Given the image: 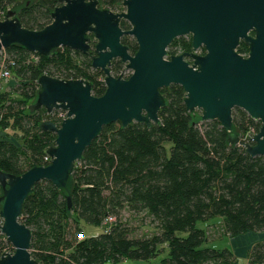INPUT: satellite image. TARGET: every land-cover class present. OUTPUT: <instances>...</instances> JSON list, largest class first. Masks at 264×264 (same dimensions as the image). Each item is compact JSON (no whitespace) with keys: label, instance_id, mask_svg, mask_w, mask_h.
<instances>
[{"label":"trees","instance_id":"obj_1","mask_svg":"<svg viewBox=\"0 0 264 264\" xmlns=\"http://www.w3.org/2000/svg\"><path fill=\"white\" fill-rule=\"evenodd\" d=\"M17 1L0 0V12ZM121 2L99 0L100 7L113 11ZM57 4V0L25 2L16 15L22 26L41 29L51 21L50 12ZM120 26L127 29L124 20ZM120 41L131 54L136 51L130 35H122ZM190 46V40L176 37L167 54L183 53ZM236 50L240 54L248 51L243 43ZM2 53L16 85L0 88V131L4 133L0 136V170L17 175L34 165L48 164L44 149L55 138L39 128L43 110H29L38 89L37 77L45 73L83 78L91 83L94 96L102 95L105 85L102 71L91 66L93 48L82 53L64 46L44 56L12 44ZM123 68L120 59H113L109 67L113 76H119ZM160 92L165 105L158 124L105 125L75 162L66 190L47 180L35 183L23 202L20 221L31 231L29 250L38 264H119L155 258L159 264H237L230 248L205 245V226L219 220L230 237L264 232V157L250 156L244 147L229 144L228 132L217 120L201 121L200 114L187 111L180 85L170 84ZM59 112L50 114L53 122L61 120ZM232 123L240 137L257 132L260 126L237 107ZM66 193L71 197L70 209ZM125 209L150 216L158 231L129 236L125 224L117 219ZM108 215L114 221L106 232L86 233L85 227L101 228ZM198 221L204 227H197ZM79 231L82 239L77 238ZM3 238L0 235V254L7 242ZM246 257L248 264L264 263V241L253 244Z\"/></svg>","mask_w":264,"mask_h":264},{"label":"water","instance_id":"obj_2","mask_svg":"<svg viewBox=\"0 0 264 264\" xmlns=\"http://www.w3.org/2000/svg\"><path fill=\"white\" fill-rule=\"evenodd\" d=\"M32 1L15 2L0 18V54L12 44L44 56L64 46L82 53L93 48L91 66L102 71L105 90L94 96L83 78L37 77L29 110L60 109L65 118L58 125L49 119L39 123L40 130L55 135L44 149L48 164L17 175L0 170V234L13 247L0 254V264H38L29 250L31 231L20 221L35 183L47 180L66 190L75 162L105 125L158 124L165 105L162 87L180 85L187 111L199 109L201 121L215 119L228 132L229 144L264 157V0H122L125 12L100 7L99 0H57L51 21L37 30L22 26L16 15ZM122 20L129 29L121 28ZM251 29L252 37L247 35ZM186 34H191V51L167 55L171 41ZM122 35L134 38L133 54L121 43ZM240 39L247 55L236 50ZM200 46L205 52L196 54ZM113 59L124 63L127 77L111 74ZM235 107L260 122L247 142L233 130ZM65 200L70 209L67 193Z\"/></svg>","mask_w":264,"mask_h":264},{"label":"rangeland","instance_id":"obj_3","mask_svg":"<svg viewBox=\"0 0 264 264\" xmlns=\"http://www.w3.org/2000/svg\"><path fill=\"white\" fill-rule=\"evenodd\" d=\"M22 1L23 0H20V1H17V2H22ZM34 1L35 0H33L31 3H33ZM14 4L15 3H13L12 5H10L8 7V9L9 8L11 9V7ZM99 6H100V4H99ZM6 10H5V12H6ZM125 10H126L125 9V6H123L122 3H121L120 4V7L118 8V10L117 11L114 10V11L115 12H125ZM125 24L127 25V29H129L130 28V25L128 24L127 21H125ZM120 74H121L122 77H127L130 74V71L127 70V69H125V67H124L122 69V71H121ZM9 78L10 79L6 83H4V84H6V89H12V87L14 85H16L15 78H13L12 76H10ZM30 101H32V100H30ZM52 111H54V109ZM193 112L196 113V115H198V114H200L201 111L199 109H195ZM49 115L46 114V113L43 114L42 115L43 116L42 120L49 119L50 118ZM49 120H51V119H49ZM9 132H11V131H9ZM254 133H255V131H250L249 133H245L244 136H242L240 138L242 140H245L247 142V141H249V138ZM3 135H4V133L0 131V136H3ZM117 219H119L120 222H122V223L125 224V226L128 229L129 236H131V237H144V236L151 235L154 232H157L158 231V224H157V222H155L150 216H148L146 214H143V213L138 214V215H134L133 213H130V212L127 211V209H125V210H121L120 211ZM204 225H205V223L203 221H198L196 223V226L197 227H204ZM85 228H86V233L88 234V232H90V227H85ZM205 228H206V232H207V238H208V240H210V241H208V243L212 244L211 243L212 242L211 240L215 239L214 245H217V246L219 245V247H222L224 245V242H226L228 240L227 237H222L221 238V241L218 240V239H216V238H218L220 236L219 233H220V230L222 229V224H221V222L219 220L215 221L211 225H209V224L206 225ZM92 231H93V233L95 232V234H97V233H99L101 231V229L99 227H97V228H93ZM78 233H80V231ZM3 239L5 240V237ZM3 243H4V241H3ZM8 243L7 242L4 243L5 252H12V251H10V249L12 250L13 247L11 246L10 243L9 244ZM208 243H205V245H207ZM220 244H222V245H220ZM158 261H159V258L151 259L150 261H138V262L131 261V260H125V261H122L119 264H135V263L136 264H159Z\"/></svg>","mask_w":264,"mask_h":264},{"label":"crops","instance_id":"obj_4","mask_svg":"<svg viewBox=\"0 0 264 264\" xmlns=\"http://www.w3.org/2000/svg\"><path fill=\"white\" fill-rule=\"evenodd\" d=\"M93 228H97V227H90V234L95 235V232L93 233V231H92ZM219 234H220V236L216 239H218L220 241H221L222 237L228 238V240L226 242H224V245L222 247H219V245L218 246L214 245L215 239L211 240L212 244L207 242L208 243L207 245L215 247V248H224V247L230 248L232 253L234 254L236 260H237V264H248L247 257H246L247 250L253 244H255L257 242L264 241V232H247V233H244L241 235L230 237L224 233L223 229H221ZM208 241H210V240H208ZM222 244H220V245H222Z\"/></svg>","mask_w":264,"mask_h":264},{"label":"built area","instance_id":"obj_5","mask_svg":"<svg viewBox=\"0 0 264 264\" xmlns=\"http://www.w3.org/2000/svg\"><path fill=\"white\" fill-rule=\"evenodd\" d=\"M8 9V8H7ZM6 10V9H5ZM5 10H3V11H1L0 12V18L1 17H3L4 15H5ZM246 55H247V53H245ZM11 76V74H10V72H9V69L6 67V56H5V54H3L2 52H1V54H0V88H1V86L4 84V83H6L10 78ZM54 110H59L60 112L58 113V116L61 118V120L63 119V118H65V111H63V110H60V109H54ZM52 112V111H51ZM51 112L50 113H46V114H51ZM50 116V115H49ZM50 119V118H49ZM61 120L58 122V123H56L55 122V124H59L60 122H61ZM44 159L46 160V161H49L50 160V158L47 156V155H45L44 156ZM114 221V217L113 216H110V215H108L105 219H104V221H103V223H102V225H101V229H102V231L103 232H106L107 230H108V225L111 223V222H113ZM103 226V227H102ZM84 236H83V234H82V232L81 233H78L77 234V238L78 239H82ZM5 252V251H4ZM259 264H264V263H259Z\"/></svg>","mask_w":264,"mask_h":264},{"label":"flooded vegetation","instance_id":"obj_6","mask_svg":"<svg viewBox=\"0 0 264 264\" xmlns=\"http://www.w3.org/2000/svg\"><path fill=\"white\" fill-rule=\"evenodd\" d=\"M247 35H248V36H251V37L254 36V31H253V29L249 30V31L247 32ZM183 37L185 38L186 41L190 40V42H191V34H186V35H184ZM241 43L245 44V43L243 42L242 39H240V41H239V44H241ZM246 47H247V46H246ZM190 51H191V46H190V49H189V50H185L184 52H190ZM184 52H183V53H184ZM194 52H195L196 54H203V53L205 52V50H204L203 46H200V47L197 48ZM187 60H189V58H187Z\"/></svg>","mask_w":264,"mask_h":264},{"label":"bare ground","instance_id":"obj_7","mask_svg":"<svg viewBox=\"0 0 264 264\" xmlns=\"http://www.w3.org/2000/svg\"><path fill=\"white\" fill-rule=\"evenodd\" d=\"M2 52V51H1Z\"/></svg>","mask_w":264,"mask_h":264}]
</instances>
